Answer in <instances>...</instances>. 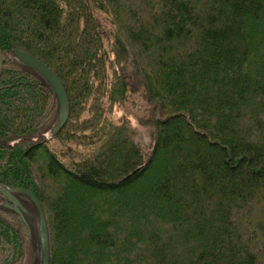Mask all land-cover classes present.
Returning a JSON list of instances; mask_svg holds the SVG:
<instances>
[{"label": "trees", "instance_id": "obj_1", "mask_svg": "<svg viewBox=\"0 0 264 264\" xmlns=\"http://www.w3.org/2000/svg\"><path fill=\"white\" fill-rule=\"evenodd\" d=\"M0 26V264L40 247L3 189L42 205L50 264H264V0H0ZM16 51L64 84L60 133ZM138 92L148 154L106 109Z\"/></svg>", "mask_w": 264, "mask_h": 264}, {"label": "rangeland", "instance_id": "obj_2", "mask_svg": "<svg viewBox=\"0 0 264 264\" xmlns=\"http://www.w3.org/2000/svg\"><path fill=\"white\" fill-rule=\"evenodd\" d=\"M100 19L102 21L101 23H102L103 27L105 28V30L107 32H109L111 28L109 27V22L107 21L106 17L101 14V18ZM129 72L130 71H128V73ZM130 76H131V74L128 75L129 78H130ZM69 103H70V101H69ZM104 103L106 104V103H109V102H108L107 99H105L104 100ZM108 107L109 108H106V109H107V111H108V113L110 115V119L111 120H109V117H108L106 119V121L109 120V121L113 122L114 125L122 124L125 121V122H127L131 126V128L136 129L137 132H138V135H139L138 137H139V140H140V143H141L143 152L145 154H148L152 150V140H151L150 127L148 128L146 126V123L148 122V120L150 118L153 117V115H152V107L150 106V103L146 99L145 95L143 93H141V92H138L136 94L135 93H128L127 96H126V99H125V102L124 103H122V104H115V105H112V103H111V108H110V104L108 105ZM84 116H86L85 113H84ZM69 117H70V115H69ZM58 118H59V103H58V114H57V117H56L57 123L56 124L54 123L53 128H52L53 130L58 125ZM64 127L62 129H64ZM53 130H52V132H53ZM61 130L58 133H60ZM58 133H56V134H58ZM58 144L59 143L56 140H53L52 143H51V145L53 147L54 146L56 147V145H58ZM154 175H153V172H152V174L147 175L145 177L147 179L149 178L148 179V182L146 181V182L143 183V185H145L144 187L146 189L150 186V184H152L153 181H151V180H153ZM133 188L130 187L127 190H124V191H127L128 192V191H130V189L131 190L133 189V192L135 194V192L137 193V191L138 190H141L143 187H141L139 185L138 186L135 185V187H133ZM134 194H132L131 196H133ZM27 199L31 202V200L29 198H27ZM17 200L20 202L21 206L26 210V213H28V210L30 209V205L27 204L26 201H21L18 198H17ZM33 206H34V204H33ZM41 207H42V205H41ZM34 208H35L36 213H37V219H38L37 223H38V232H39V216H38V211H37V209H36L35 206H34ZM16 214H18V213H16ZM20 218L22 219V217H20ZM24 219H25V216H24ZM23 222L28 227L27 221L26 220H23ZM39 240H40V234H39ZM39 243H40V245H39L40 247H39V250H37V253L35 251L36 248H34V246L32 245V243L31 242H28L27 243L26 251H25L26 256H25V260H24L23 264H42L41 242L39 241ZM36 254L39 257V261L35 259Z\"/></svg>", "mask_w": 264, "mask_h": 264}, {"label": "water", "instance_id": "obj_3", "mask_svg": "<svg viewBox=\"0 0 264 264\" xmlns=\"http://www.w3.org/2000/svg\"><path fill=\"white\" fill-rule=\"evenodd\" d=\"M15 57L25 66L38 73L51 87L53 95L57 98L59 103V118L58 125L54 128L53 133H58L68 122L70 115V103L67 91L61 79L55 72L50 70L42 62L36 59L34 56L21 51L14 53ZM4 70V55L1 47V26H0V79ZM2 193L7 199L6 207L10 208L14 212L18 213L20 217L24 219L26 210L21 206L17 200L15 194H21L31 200L38 211L39 216V234L41 242L42 264L50 263V239L49 230L46 221L45 214L41 207L40 202L28 191L23 189H3Z\"/></svg>", "mask_w": 264, "mask_h": 264}]
</instances>
